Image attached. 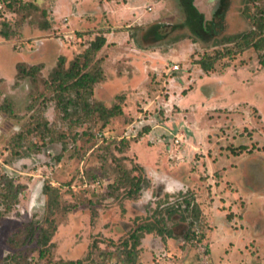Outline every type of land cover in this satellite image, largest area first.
Listing matches in <instances>:
<instances>
[{
    "label": "rangeland",
    "instance_id": "obj_1",
    "mask_svg": "<svg viewBox=\"0 0 264 264\" xmlns=\"http://www.w3.org/2000/svg\"><path fill=\"white\" fill-rule=\"evenodd\" d=\"M57 1L0 0V199L10 184L18 195L10 212L0 206V264L13 251L19 256L9 264H143L150 236L188 252L169 251L165 262L183 256L182 264H201L210 251L206 235L227 232L221 220L228 231L261 233L264 193L241 190L264 187V54L238 52L229 37L253 28L246 10L264 14V0L193 3L209 22L199 38L180 0H106L111 13L82 19L78 0ZM84 20L91 24L82 31ZM158 23L161 40L152 30ZM99 34L108 40L95 57L104 80L88 99L121 107L107 124L53 82L60 58L69 67ZM61 41L80 47L65 54ZM217 52L214 69L204 71L199 60ZM33 65L41 67L35 79L20 72ZM139 176L142 189L130 194ZM48 185L56 195L44 193ZM224 192L235 195L229 204ZM193 204L200 212L191 225ZM46 219L56 230L50 254L41 255L23 239L29 222L48 228ZM161 219L173 245L158 232ZM254 246L247 245L249 256Z\"/></svg>",
    "mask_w": 264,
    "mask_h": 264
},
{
    "label": "trees",
    "instance_id": "obj_2",
    "mask_svg": "<svg viewBox=\"0 0 264 264\" xmlns=\"http://www.w3.org/2000/svg\"><path fill=\"white\" fill-rule=\"evenodd\" d=\"M193 1L194 0H180V3L187 17L186 23L190 25L189 27L191 28L196 38H199L203 33L207 32L206 28L204 27L205 25L209 26V22L205 21L204 15L197 9V7L193 5ZM260 12L262 11L260 10L256 13L251 14L249 11L246 10L245 14L250 19L253 28L247 32L236 35L233 39L229 37V40L235 41L238 52L253 48L255 51L260 52L261 55L264 54V14ZM162 26L164 25L158 23L152 27V30H155L156 39L161 40L163 38V36L159 33V30L162 29ZM155 27H157V29H154ZM1 34H3L4 36L6 35V33ZM106 42L107 38L105 35H97L96 38L90 43V45L87 46L79 55H77V57L73 60L69 67H65V59L63 57L60 58V63L58 65V68L54 71L53 76V82L57 83V88L59 92H61V94L70 93L72 90H74L78 94V100L82 101V105L78 102L77 107L82 106V108H85L88 111L98 112L102 114V116L106 119L104 124H107L108 120L111 117L122 114V109L121 107H119V105L107 107L104 103L100 101L91 104L88 99V97L93 94L95 85L104 80L103 69L98 66L101 59L96 60L95 57L97 55V52L101 50V48L106 44ZM233 50L234 49H228V53H233ZM220 57L221 53L217 52L214 55L203 57L199 60V64L201 65L204 71L208 72L214 69L215 63L219 60ZM261 63L264 65V59L261 61ZM92 65L94 66L93 68ZM40 70L41 67L33 65L30 68L22 67L20 72L25 75H30L32 78L35 79V74ZM65 99L66 97H63L62 101ZM69 100L71 99H68V101L62 103L65 114H69V112L67 111L69 109L68 106L70 103H72V101ZM37 126H40V124L38 123ZM125 176L128 177V175L126 174ZM141 182H143L141 176L134 177L132 182L133 191L130 194H137L142 189ZM4 189L2 193V198L4 200L0 199V206L5 205L6 203V206H3L4 211L10 212L14 204L18 202V195L12 189V184H10L9 188ZM50 189L55 191V195L57 194L56 187L48 185L44 189V193L47 196L51 195ZM9 199L12 202H9ZM48 200L49 204H51L55 199L53 200V197H49ZM187 204L188 205L186 208H189L191 206V203L187 202ZM199 212L200 208L198 207V205L193 204L191 216L194 217V220L191 221V225L195 224V222L197 221ZM44 222L45 221L38 220L29 222L26 226L27 230L23 239V242L25 244H27L28 242L32 243L33 241H35L38 247L40 248L41 255H44L45 253L47 254L48 251L50 254L51 247H53L52 237L56 230V222L54 219H46V222L49 223L48 228L43 227ZM158 222L162 224V227L161 224L158 227V232L160 234H165L167 237H175L174 232L171 229L168 230L166 228V221H163L161 219L160 221L158 220ZM186 231V234H184L185 238L190 239L191 232L188 228ZM18 254L19 253H17V251H13L7 257H5L4 260H6V264H9L8 261H13L16 256H19Z\"/></svg>",
    "mask_w": 264,
    "mask_h": 264
},
{
    "label": "crops",
    "instance_id": "obj_3",
    "mask_svg": "<svg viewBox=\"0 0 264 264\" xmlns=\"http://www.w3.org/2000/svg\"><path fill=\"white\" fill-rule=\"evenodd\" d=\"M79 2L77 3V8L75 9V13L77 15V18L79 17L80 19L86 17L87 13H93V14H99V13H103V11L105 9L109 10L110 13L112 12L111 9L113 10L114 5H111L110 2L106 1V0H78ZM59 0L57 1L58 4ZM60 3V2H59ZM57 6V5H56ZM79 8V11H78ZM109 13V14H110ZM78 18V19H79ZM93 21V20H92ZM80 24V23H79ZM78 24V26H79ZM91 23L87 22V21H83V28L81 29L82 31H85V27L89 26ZM56 25V24H54ZM95 25V24H94ZM105 27V26H103ZM73 29V28H71ZM105 35V34H104ZM106 36V35H105ZM82 40V39H81ZM108 42V40H107ZM106 42V44H107ZM61 46L60 51L64 52L65 54H68V52L71 50H74V48H79L80 45H73L74 47L70 48L68 45L66 44V42L61 41L60 42ZM83 48L85 46H82ZM64 53H62L64 56ZM256 188L248 190L246 188L242 189V193L247 196V197H251V196H257V193L259 192L260 194L264 193V187H262L261 189L258 187V185H255ZM224 192V196L223 198L227 200V204L230 203L231 198L234 199L233 194H229L231 197L225 198V196H227ZM239 197V194L236 195ZM219 207L217 206L216 211L219 212ZM260 214V213H259ZM260 218L264 220V218L262 217V214H260ZM228 220V219H227ZM246 222L249 224V219L246 218ZM221 225H224V228L227 230V232H222L220 233L221 235H217L218 233H214L215 231H212V234L210 233L209 235H206L209 238L210 244H209V248L210 251H208L207 255H204L205 258H203V260L201 261V264H247V259L248 257H254L255 258V264L258 262L264 264V229H262L259 233V231H254V232H246L244 230H238V231H228V227H227V223L224 224V221L221 220L220 222ZM219 224V227H220ZM167 237V236H166ZM215 237V238H213ZM165 238V237H163ZM163 238H159L156 239L153 237H147L144 240L145 241V245H142L141 247H143L141 249V261L143 262V264H182L183 259H185V257L181 256L182 258L180 259L178 257V259L176 258L174 263L173 262H165V259L170 258L172 255L169 254L172 251L175 252V256L176 255H181L183 254V252H186L185 250H183L180 247H177L175 245L172 244V238L168 237V241L167 244H172L173 246L170 248H165L164 246V240ZM151 239H153L152 241H150ZM155 240V241H154ZM255 241V253H253L252 256H249L248 251L246 250L247 245L251 242ZM149 243V244H148ZM151 243V245H150ZM154 243V244H153ZM156 243V244H155ZM219 243H221L224 248V251H215V249H218V245ZM149 247H155V248H149ZM188 250V249H187ZM152 251L156 253V255H165L164 258L161 257V260L156 259V261H154V259H152L153 257L155 258V256H153ZM171 251V252H169ZM167 257V258H166ZM201 257H202V253H201ZM171 261V260H170Z\"/></svg>",
    "mask_w": 264,
    "mask_h": 264
},
{
    "label": "built area",
    "instance_id": "obj_4",
    "mask_svg": "<svg viewBox=\"0 0 264 264\" xmlns=\"http://www.w3.org/2000/svg\"><path fill=\"white\" fill-rule=\"evenodd\" d=\"M2 8H3V5L0 4V9H2ZM178 69H179V65L178 64H174L173 65V70H178ZM256 264H262V263H260V262L258 263L257 262Z\"/></svg>",
    "mask_w": 264,
    "mask_h": 264
},
{
    "label": "water",
    "instance_id": "obj_5",
    "mask_svg": "<svg viewBox=\"0 0 264 264\" xmlns=\"http://www.w3.org/2000/svg\"><path fill=\"white\" fill-rule=\"evenodd\" d=\"M199 0H194V4L197 6ZM200 2V1H199ZM198 7V6H197ZM200 10V9H199ZM202 12V11H201Z\"/></svg>",
    "mask_w": 264,
    "mask_h": 264
}]
</instances>
